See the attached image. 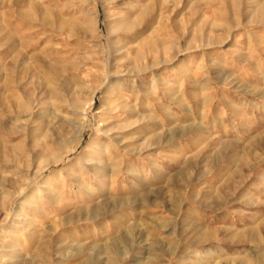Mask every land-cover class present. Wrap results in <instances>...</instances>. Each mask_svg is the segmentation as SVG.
<instances>
[{
	"label": "rangeland",
	"instance_id": "1",
	"mask_svg": "<svg viewBox=\"0 0 264 264\" xmlns=\"http://www.w3.org/2000/svg\"><path fill=\"white\" fill-rule=\"evenodd\" d=\"M244 263L264 0H0V264Z\"/></svg>",
	"mask_w": 264,
	"mask_h": 264
},
{
	"label": "bare ground",
	"instance_id": "2",
	"mask_svg": "<svg viewBox=\"0 0 264 264\" xmlns=\"http://www.w3.org/2000/svg\"><path fill=\"white\" fill-rule=\"evenodd\" d=\"M99 149H100V151H95V150H93V152H92V154H90V157H91V159L89 160V162L91 163L90 165H92V167L94 168V169H96V170H102V168H101V163H102V161L101 162H98V157H100V155L102 154V153H105V154H107V153H109L110 152V148L109 147H105V146H103V148L99 145ZM83 172H85V169H83ZM93 174V173H92ZM97 175V174H96ZM98 216V215H97ZM100 216V215H99ZM244 264H248V263H244Z\"/></svg>",
	"mask_w": 264,
	"mask_h": 264
}]
</instances>
